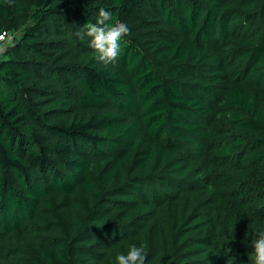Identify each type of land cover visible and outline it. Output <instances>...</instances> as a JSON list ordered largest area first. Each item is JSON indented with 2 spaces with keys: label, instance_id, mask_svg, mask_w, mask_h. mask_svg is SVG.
<instances>
[{
  "label": "trees",
  "instance_id": "1",
  "mask_svg": "<svg viewBox=\"0 0 264 264\" xmlns=\"http://www.w3.org/2000/svg\"><path fill=\"white\" fill-rule=\"evenodd\" d=\"M112 13L114 64L77 33ZM0 264H252L264 0H0Z\"/></svg>",
  "mask_w": 264,
  "mask_h": 264
},
{
  "label": "clouds",
  "instance_id": "2",
  "mask_svg": "<svg viewBox=\"0 0 264 264\" xmlns=\"http://www.w3.org/2000/svg\"><path fill=\"white\" fill-rule=\"evenodd\" d=\"M130 32L124 22L114 21L111 12L101 8L95 23H86L77 33L81 40L90 38L88 47L92 50V59L105 65L114 64L121 55V40ZM147 254L143 245L131 244L127 254L116 256L117 264H146ZM252 264H264V231L258 233L253 241L250 256Z\"/></svg>",
  "mask_w": 264,
  "mask_h": 264
},
{
  "label": "built area",
  "instance_id": "3",
  "mask_svg": "<svg viewBox=\"0 0 264 264\" xmlns=\"http://www.w3.org/2000/svg\"><path fill=\"white\" fill-rule=\"evenodd\" d=\"M2 37H4V36H1L0 38H2Z\"/></svg>",
  "mask_w": 264,
  "mask_h": 264
}]
</instances>
